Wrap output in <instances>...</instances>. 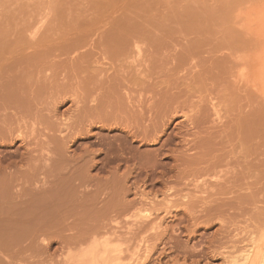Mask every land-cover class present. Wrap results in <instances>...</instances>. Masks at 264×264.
<instances>
[{
  "label": "rangeland",
  "instance_id": "rangeland-1",
  "mask_svg": "<svg viewBox=\"0 0 264 264\" xmlns=\"http://www.w3.org/2000/svg\"><path fill=\"white\" fill-rule=\"evenodd\" d=\"M202 75L216 76L213 83L205 79L213 86L209 96L193 78ZM187 86L204 95L207 125L221 134L225 151L239 152L233 135L246 136L254 124L250 159L258 184L222 196L250 201L225 209L219 236L218 221L194 224L184 211L174 217L164 210L167 198L180 196L165 192L164 180H157L162 167L154 176L149 156L167 135L159 143L139 139L127 148L122 128L67 127L91 115H110L118 102L129 109L139 98L159 99ZM58 95L64 100L53 110ZM177 120L182 116L171 128ZM134 150L147 160L140 169L136 161L127 162ZM163 157L158 160L175 162ZM87 163L94 164L87 169ZM57 166L70 189L50 196L61 204H32L37 194L56 187L51 172ZM78 167L82 175L75 176ZM127 169L132 174L125 177ZM193 177L169 179L181 193L208 196L201 192L208 187L203 181L215 178ZM251 181L239 175L235 183ZM261 189L264 0H0V264H136L143 253V264H225L222 255L210 257L208 246L217 240L229 255L234 245L247 243L264 215ZM207 190L215 199L216 189ZM152 201L161 221L156 229L135 215ZM201 209L196 213L203 215Z\"/></svg>",
  "mask_w": 264,
  "mask_h": 264
},
{
  "label": "bare ground",
  "instance_id": "bare-ground-1",
  "mask_svg": "<svg viewBox=\"0 0 264 264\" xmlns=\"http://www.w3.org/2000/svg\"><path fill=\"white\" fill-rule=\"evenodd\" d=\"M193 78L196 79L195 83L197 84L198 89L202 90L201 92L203 94L208 92L209 96L210 93H212L213 86L206 83L205 79L213 83L216 79V76H209L206 78L204 75H202L200 77L194 76ZM203 94L197 95L195 88L187 86L186 88L179 89L177 94H159V99L150 98L151 100L148 99L147 101H144L143 98H139L136 101L137 104H133L131 102L133 108L129 109L126 107L123 109V105L118 102L115 106L114 112L110 115H91L85 121H81L78 126L73 127L72 125H68L67 127L92 128L94 124L98 123L106 128H122L125 130V136L127 137V148L128 143L131 144L139 139L145 142L149 141L153 143H159L161 142L162 136L167 135L168 137L164 139L160 147L150 150L151 155L149 156L150 167L155 168L154 176H157V168L162 167L160 175L162 179L157 180H164L162 182L164 183L165 192L180 196L178 199L167 198L164 202V210L170 214V216L173 215L174 217L180 212L184 211L188 214L190 221H193L194 224L200 223L201 221L198 220L201 218H205L203 222L208 226L213 224L215 221H218L221 224V227L217 230L219 236L220 234L223 235L225 231L224 223L226 220L222 215L225 213V209H237L239 203H246L249 198L247 197V200L245 201H239L236 198L238 202H228L222 198V196L235 195L242 190L252 191L253 188H255L258 184L257 178L256 181H253V178L255 177V168H253V160L250 159L254 155L252 152V150H254V144L252 141L254 139L255 132H253V121H251V132L249 131L246 136L243 135L242 132H239L238 135H233V141L240 142V151H225V146L221 141V134H214L211 129L215 127L212 125H207L211 114L208 112L209 110L205 103H202L204 101ZM196 95L198 96L197 101L194 100ZM58 97L59 95L56 98ZM62 99L63 97L60 96L54 103H52L53 110L58 109L57 104L62 102ZM15 101L23 102V98H15ZM73 101V103L76 102L75 100ZM217 114L218 112L216 111V115ZM179 116H182V120H177L178 122L176 121L174 128H171L173 121ZM247 125L249 126V124ZM201 127L206 129L202 130L200 129ZM196 128L197 131L195 130ZM160 130L161 132H159ZM78 134L81 133L78 132ZM73 138H75V136ZM177 138H179L180 141L174 143L175 139ZM173 144H176L177 146L180 145V148L176 149ZM122 148L123 145H118L116 147L118 151L117 153L119 155L123 154V152H121ZM130 154L131 157L127 160V162L129 160L136 161L135 167L137 169H140L142 162L144 164L147 162V160H143L141 154L139 155V152H135V150L133 153L130 151ZM160 155H163V158H172L175 162L163 163L158 160ZM118 158L119 157H115L114 160ZM244 161L246 163H243ZM93 164L94 163H87L86 168H90L93 166ZM79 168L80 167L72 171H77L75 176L82 175V172L80 173L78 170ZM129 174H132V170L127 169L123 175L127 177ZM227 174H230L231 176L226 179ZM51 175L58 177L56 187L50 191V194H37L36 198L31 200L32 204L39 205L42 208H48L50 206L56 207L61 204L59 201L55 202V199L52 200V197L50 199V196H60V194L62 196L63 193L69 188H66L67 184H63L64 177L63 174L61 175V169L59 166L52 170ZM207 175L215 178V181L226 180L228 183L231 182V185L224 186L215 181L212 182L204 180L203 184H208V187L211 186L216 189L214 192L216 198L210 199L211 195L209 190H207L208 187L205 190H201L202 193H208V196L205 197L194 195L192 192L181 193L180 190L175 188L174 183H170L169 179L175 176L177 181H181L184 179L188 180L190 176L198 178ZM239 175H242L245 178L250 177L252 181L245 183V185L237 186L235 180L238 179ZM72 178L69 179L72 180ZM166 180L169 181L166 182ZM70 186H72L71 181L68 187ZM153 186H155L154 183ZM198 187L200 186L196 185V188ZM70 188H73V186ZM49 190L50 189L44 191L48 192ZM260 192H264V189H261ZM193 198H196V200H193ZM248 201H250V199ZM152 203V206L139 208V211L135 215L142 220H150L153 225L152 228L156 229V227L161 226V223H159L161 221L159 220V222H157L159 216L154 215L155 210L153 209V206L156 205V203L154 201H152ZM197 203L202 204L196 206ZM54 204H56V206H54ZM204 204H208V208H206ZM200 206L202 207L200 212L204 213L203 215L196 213V207ZM261 214L263 215V212H261ZM261 217H259V219ZM164 218L165 217H161L160 219ZM259 222V226H257L256 229L257 232H251L252 234L249 236L250 239H248L247 243L241 246L234 245V248H232L234 249V254L231 253L226 255L223 250L226 247L216 244L215 242H217V240L211 241V244L208 246L207 253L213 258L217 257L218 255H222L225 264H264V215ZM146 248L149 250V247ZM152 249H155V246H153ZM143 254L140 256V258H138L139 260L136 264H143L145 260Z\"/></svg>",
  "mask_w": 264,
  "mask_h": 264
}]
</instances>
